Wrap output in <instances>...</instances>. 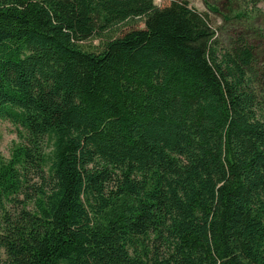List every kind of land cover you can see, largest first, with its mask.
I'll return each instance as SVG.
<instances>
[{"label": "trees", "instance_id": "trees-1", "mask_svg": "<svg viewBox=\"0 0 264 264\" xmlns=\"http://www.w3.org/2000/svg\"><path fill=\"white\" fill-rule=\"evenodd\" d=\"M238 30L223 45L186 0H0V120L24 139L0 264H264V56Z\"/></svg>", "mask_w": 264, "mask_h": 264}, {"label": "rangeland", "instance_id": "rangeland-1", "mask_svg": "<svg viewBox=\"0 0 264 264\" xmlns=\"http://www.w3.org/2000/svg\"><path fill=\"white\" fill-rule=\"evenodd\" d=\"M172 1L181 0H154V3L163 7L169 5ZM189 5L199 11L207 12L209 15L210 25L216 30V37L223 45H227L230 38L240 30H247V36L255 45H257V54L264 56V0H186ZM255 2V3H254ZM207 4L217 7L216 10H211ZM243 9L247 14L246 18L235 20L232 15L235 11H227V9ZM243 21L242 24H239ZM143 24L140 19H131L124 23L118 24L111 31L116 34L125 32L132 28H142ZM110 31V32H111ZM97 45L98 40L88 41L86 45ZM19 130L8 120H0V163L7 162L15 148L24 143V139L20 136ZM38 178L28 173L26 191L29 196L33 194V188L39 185ZM29 186V187H28ZM15 196V195H14ZM13 197V196H12ZM19 201H6L5 207L11 212L17 206L33 207V203L26 202L24 193H19L17 196ZM17 205V206H16ZM12 213V212H11ZM4 256L0 254V258Z\"/></svg>", "mask_w": 264, "mask_h": 264}]
</instances>
